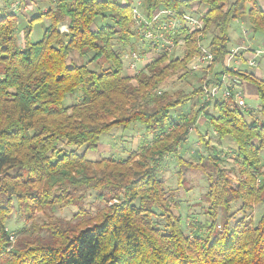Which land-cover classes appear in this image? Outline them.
I'll list each match as a JSON object with an SVG mask.
<instances>
[{
  "label": "trees",
  "instance_id": "1",
  "mask_svg": "<svg viewBox=\"0 0 264 264\" xmlns=\"http://www.w3.org/2000/svg\"><path fill=\"white\" fill-rule=\"evenodd\" d=\"M14 1L3 0L0 7V264H264V211L257 224L247 213L264 203V78L225 67L232 23L244 20L246 36L263 35L264 3L54 0L45 12L36 8L20 44L21 10L11 9ZM136 7L155 32L173 17L168 10L182 20L198 18L203 27L192 30L185 22L165 33L183 45V56L161 51L132 77L123 73L124 46L134 37L157 45L140 32ZM44 17L49 24L42 38L31 41L33 23ZM203 49L212 63L202 82L216 83L232 70L254 83L263 119L222 99L202 102L188 114L175 111L197 96L201 100L202 82L192 91L161 87L175 75L193 72L189 64ZM71 97L77 100L69 103ZM200 114L219 140L228 136L236 143L235 177L209 141L204 142L207 154L200 153L196 162L179 153ZM132 124L153 139H144L126 159L86 157L104 133ZM168 154L176 155L180 166L176 190H191L185 168L207 178L201 196L207 217L194 235L185 232L181 202L171 199L172 190L159 176ZM88 189L101 199L93 212L81 204ZM239 201L241 207L233 211ZM70 205L80 206L74 220L56 216L41 227L33 222L15 238L9 230L14 211L28 222L36 210ZM237 212L243 215L233 222ZM155 215L164 218L163 225Z\"/></svg>",
  "mask_w": 264,
  "mask_h": 264
},
{
  "label": "rangeland",
  "instance_id": "2",
  "mask_svg": "<svg viewBox=\"0 0 264 264\" xmlns=\"http://www.w3.org/2000/svg\"><path fill=\"white\" fill-rule=\"evenodd\" d=\"M35 2V1H34ZM37 2L32 3L31 5L33 8H36ZM137 3L139 4L140 1L137 0ZM29 10L26 12H19L18 18H19V30H23L25 28L32 17H34L36 14L34 13V10L31 9V5L29 0L27 1ZM38 4V3H37ZM140 5V4H139ZM3 6V0H0V7ZM205 6V5H204ZM146 18V17H145ZM244 20H237L233 22L232 30H230L231 35H233L236 31V37H240L242 33V29H240V23ZM238 22V23H237ZM49 24V20L47 17L39 18L33 23V31L30 35L31 41H37L40 38H42V35L44 33V30L46 26ZM251 35L246 36L245 39L249 43V40L251 39V43L254 46L253 48H264V40L259 39V37H262L264 39V34L260 35L258 33L250 32ZM239 34V35H238ZM235 37V40L233 43H231L232 46L236 44L237 38ZM22 40V39H21ZM140 40V41H139ZM22 43V41H20ZM23 44V43H22ZM148 42L143 41L140 38H133L130 43H128L126 46H124L123 50V69L124 74L127 73V75H133V71L137 68H142L143 65H146V61H149L152 59V57L156 56L159 52L155 48L147 45ZM141 50L145 51L144 54L147 59L143 60L142 62L136 63V68L132 69L130 67L131 65V58H130V52L134 50ZM148 49V51H147ZM172 51L170 53V57H182L184 54V47L183 45H175L172 48ZM170 51V50H169ZM150 59V60H149ZM260 64L257 67L264 69V57L259 58ZM145 63V64H144ZM138 66V67H137ZM247 67V66H245ZM256 67V68H257ZM255 68H250V72L254 74ZM207 71V69L199 70V71H193L188 76H185L183 78H179L178 75H175L167 80V83L162 86V89H167L171 92L182 88L186 91H192L193 89L199 87L202 80L201 77L204 75V73ZM135 74V73H134ZM133 77V76H132ZM264 77V76H262ZM245 91V90H244ZM246 92H244L245 100L247 103V110L249 111L251 116H254L258 119H263V115L259 112V100H255L251 95H247ZM258 99V98H257ZM77 100L75 97H71L69 100V103L74 102ZM200 101V102H199ZM198 101V96L195 97L193 100H190L186 104L181 105L177 110L175 111H182L185 114H188L192 109H197L198 107L202 106V101ZM210 112H213L214 109L209 108ZM174 111V112H175ZM200 117H203L202 114H200ZM248 118V117H247ZM249 119V118H248ZM139 124V123H137ZM132 124L129 128H125L124 126H116L114 129L109 133H104L101 136L100 142L98 144V147L93 150H88L86 153V157L89 160H98L102 157H114L116 159H126L130 156V153L132 151H135L139 149L142 145V142L144 139H153L152 136H149L147 132L144 130L145 128L142 126H135ZM131 127H133L131 129ZM213 129L211 128L209 122L206 120L204 123L197 122L196 127L191 129L190 136L188 137V141L185 142L182 147L179 150V153L187 160L196 162L198 159V155L200 153L207 154V150L205 148L204 142L209 141L211 145L217 147V149L221 152L222 158H223V165L227 166L230 169L231 175L233 177L236 176V173L233 169H236L237 167V156L233 152V150L237 147L236 143L231 139V137H226L223 140H219L217 138L218 134H213ZM113 133V135H111ZM201 136L204 137V141L201 140ZM69 148H75L74 146H70ZM80 153H83L85 150L84 148H80L78 150ZM261 163H262V169L264 170V149L261 152ZM179 162L174 154H168L166 156V161L164 162L163 169L161 173L159 174L161 179H165V183L167 185L168 190H172L173 194L171 195L172 200H177L181 202V213L183 216V228L185 232L189 235H194L196 230H199L200 223L206 221V214L204 213V210L201 206H205L203 203H201V196L205 191H207V178L204 174H202L200 171L196 170H190L188 168H185V178L187 185L191 187L190 191H185L184 188H181L178 190V181H177V171L179 170ZM101 199L98 197L97 191L94 189H88L85 192V199H83L82 207L85 208L88 212L96 211V208L100 205ZM242 202H236L232 206V210L236 211L241 207ZM80 210L79 205H70V206H61L56 210H52L50 208H46L43 210H36L34 212L33 218L28 220V222L22 218L17 211H14L9 218L8 221V227L10 232L12 233L13 237L15 238L18 234L22 233L24 229H27L30 227V224L33 222H36L40 227L50 219L54 217H61L63 219H69L74 220L75 214ZM264 211V203H257L254 205L253 210H249L247 213L249 215V219L253 224H257L259 219L261 218ZM243 215V212H237L235 219H233V222L237 218ZM154 219L159 222L160 224H164V218L160 215H155ZM164 229V227H163ZM31 231V229L29 230Z\"/></svg>",
  "mask_w": 264,
  "mask_h": 264
},
{
  "label": "built area",
  "instance_id": "3",
  "mask_svg": "<svg viewBox=\"0 0 264 264\" xmlns=\"http://www.w3.org/2000/svg\"><path fill=\"white\" fill-rule=\"evenodd\" d=\"M28 0H16L12 2L11 9L18 12L20 10L27 11L29 9L27 2ZM136 17L138 19L140 27V32L146 39L153 40L156 45V50L165 51L172 50L171 48L176 45L174 38L166 37L165 33H168L174 30L177 27H180L183 23L187 22L190 25L192 30L201 29L203 27L202 21L198 18L191 17L189 15L185 16V20L176 16V13L168 10L167 14L172 15L173 17L159 24L157 31L155 32L151 28L152 22L149 21L142 13L139 11L138 7L135 9ZM159 15H156L154 20H157ZM151 22V23H150ZM144 26V28L142 27ZM145 26H148L146 28ZM66 30V25L61 27V31ZM243 34L248 35L249 32L247 29H243ZM179 44L183 43V40L180 38L178 41ZM250 53V56H245V61L250 67H257L259 65V58L264 56V48L252 49L248 45H240L231 49L230 54L228 55L225 63L227 69H235L237 66H232L231 63L235 62L236 65H240L243 60L244 53ZM131 65L132 69L136 68V63L143 62L146 59L145 55L140 54L138 51L134 50L130 52ZM136 62V63H135ZM212 63V55L207 49H203L201 53L193 57L189 66L193 71H199L207 69L208 66ZM138 67V66H137ZM140 70V69H139ZM232 70L224 71L220 77V80L216 83H210L208 81H203L201 84L200 99L202 102L209 101L215 102L217 99H222L224 101H231L237 106L247 109V103L244 96L243 88L241 87L243 79L236 75ZM134 73L132 76L136 75L139 71L137 68L132 70Z\"/></svg>",
  "mask_w": 264,
  "mask_h": 264
},
{
  "label": "crops",
  "instance_id": "4",
  "mask_svg": "<svg viewBox=\"0 0 264 264\" xmlns=\"http://www.w3.org/2000/svg\"><path fill=\"white\" fill-rule=\"evenodd\" d=\"M37 2L36 3V5H37V7L36 8H38L41 12H45L51 5H52V3L54 2V0H29V2H30V5H31V2L32 3H35V2ZM27 2V1H26ZM261 2L262 3H264V0H261ZM36 8H33V6L31 5V9H33L34 11L36 10ZM29 10V9H28ZM27 10V11H28ZM21 12L23 13V12H26L25 10H21ZM235 21H237V20H235ZM234 21V22H235ZM238 23V22H237ZM245 24V22L244 21H241V23H240V29H242V26ZM232 28H233V30H234V27H233V23H232V27H231V30H232ZM236 35V31H235V33L233 34V35H231L232 36V43H233V41L235 40V37L237 36H235ZM239 35V34H238ZM251 35V34H250ZM245 37L246 36H244V34H243V30H242V33H241V35H240V37H236L237 39V42H236V44H234V46H231L232 48H235V47H237V46H240V45H250L251 47H254L253 45H252V43H251V39L249 40V43L246 41V39H245ZM22 39V40H21ZM259 39H261V40H264L262 37H259ZM20 41H22V43L24 44V41H25V38H24V31L23 30H21L20 31V33H19V42ZM22 43H20V44H22ZM245 56L246 57H248V56H250V53L249 52H247V53H244V57H243V60H242V62L240 63V65H236V63L235 62H232L231 63V65L232 66H237L235 69H237V70H246V71H249L250 70V67H248L247 66V64L245 63ZM146 59H147V57H146ZM145 59V60H146ZM150 60V59H149ZM149 61H146V63H148ZM143 63V62H142ZM145 64V63H144ZM245 66H247V67H245ZM256 70L254 71V75H256V76H258V77H262V76H264V69L263 68H260V67H257V68H255ZM264 78V77H263ZM241 87L243 88V90H245L244 92H246L247 94H246V97H248L247 95H251L253 98H255V100H257V98H258V91H257V87H256V85L254 84V83H252V82H250V81H248V80H244L243 81V83H242V85H241ZM199 121L200 122H202V123H204L205 121H206V119L204 118V117H201L200 119H199ZM213 132V134H217L214 130L212 131ZM188 141V140H187Z\"/></svg>",
  "mask_w": 264,
  "mask_h": 264
}]
</instances>
